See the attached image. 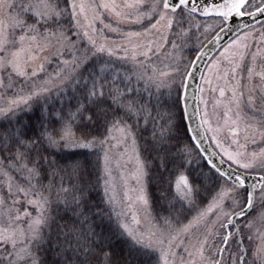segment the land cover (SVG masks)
Segmentation results:
<instances>
[{
  "label": "snow or ice",
  "instance_id": "snow-or-ice-1",
  "mask_svg": "<svg viewBox=\"0 0 264 264\" xmlns=\"http://www.w3.org/2000/svg\"><path fill=\"white\" fill-rule=\"evenodd\" d=\"M246 16L210 56L201 37L219 47ZM260 16L264 0H0V264H264ZM205 57L235 149L199 132L206 111L185 124Z\"/></svg>",
  "mask_w": 264,
  "mask_h": 264
},
{
  "label": "rangeland",
  "instance_id": "rangeland-1",
  "mask_svg": "<svg viewBox=\"0 0 264 264\" xmlns=\"http://www.w3.org/2000/svg\"><path fill=\"white\" fill-rule=\"evenodd\" d=\"M121 2H123V0H121ZM256 2L259 3L260 0H256ZM256 27L259 28L260 24L256 25ZM241 35H243V33ZM210 38H211V35H209L208 39H204L203 37H201V40H202L203 44H205L206 41H208ZM250 43H251V41H250ZM223 50H224V48H222L220 50V52H222ZM220 52L215 57H218ZM204 74L206 76L209 75L207 67H206V70H205ZM217 83H218V81L216 80L215 76L212 77V84L211 85H206V84H203V82H201V86L200 87H204L206 90H205V92L200 93L199 97L203 96L204 100L207 101L206 108H205V104L200 102L201 115L204 116L205 111L207 112L206 119L208 121V124H205L204 128L207 129L209 126H211L212 128L219 127L221 129V131L218 132L217 135H218L219 139L221 140V143H223L226 147L230 146L232 149H235L236 145L231 144V140H232L231 133H230V131L228 130V128L224 124V120H225V117H224V111H225L224 102L227 101V99H228V97H230L231 93L230 92H226V96L224 98H221L219 96V91L218 90H216V91L210 90L212 88H216ZM219 83H222V81H220ZM218 100L222 101V103L217 104ZM233 118H235V117H233ZM241 128H243V124H241ZM206 133H207V136L209 137L213 147L215 148V150L217 152H219V149L216 147V142L212 139L213 132L212 131H207ZM236 138L241 141V144H244V133H243V131H241L240 134ZM261 146L262 145L259 143V139H258L257 144H252L249 141L247 143V150L249 152H251L252 150H257L258 151ZM253 174H259V173H253ZM29 211H31V209H29ZM258 214H259V209L256 210L254 215L258 216ZM261 226H262L261 222L259 220H257L256 227L259 228ZM246 243H247V240H246ZM255 243L258 244L259 241H255ZM257 264H259V261H257Z\"/></svg>",
  "mask_w": 264,
  "mask_h": 264
},
{
  "label": "water",
  "instance_id": "water-1",
  "mask_svg": "<svg viewBox=\"0 0 264 264\" xmlns=\"http://www.w3.org/2000/svg\"><path fill=\"white\" fill-rule=\"evenodd\" d=\"M259 19L264 21V16H260ZM241 23H253V21H252V18L247 17V16L244 18L236 17L234 19V22L231 24V29H232L231 32L227 34H223V33L221 34L222 38H221L219 47H217L215 43H209V41L205 44L207 45L206 50L208 51V54L214 57L221 48H223L227 43H229V41L234 39L236 33H240V34L243 33V31L239 28V25ZM208 63L209 61L206 57L202 58L201 62L197 65L199 71H197L195 78L189 81L190 87L188 89V97H189L188 98V111H189V114L192 116V118L191 119L186 118V122H187V125L191 129H197L199 126L200 119H201L200 110L197 111V107L199 106V99H197V97H199V92H197L196 90L201 85L200 72L204 73ZM204 131H205L204 127L199 128V132H204ZM190 134L192 135L193 133L190 132ZM201 147H203L204 149H207V153H205V155L215 151L212 145L210 144L206 134L201 138ZM225 168H227V165H225Z\"/></svg>",
  "mask_w": 264,
  "mask_h": 264
},
{
  "label": "trees",
  "instance_id": "trees-1",
  "mask_svg": "<svg viewBox=\"0 0 264 264\" xmlns=\"http://www.w3.org/2000/svg\"><path fill=\"white\" fill-rule=\"evenodd\" d=\"M185 124L187 125L186 119H185ZM182 135H184V140H183V143L179 145L180 148H183L184 144L189 143L188 138L191 136L189 132H187L186 134H182ZM192 166L195 167V163H193ZM61 223H63V222L61 221ZM114 251L121 253V254H126L127 249H126V246L124 245L123 241H121V240L114 241ZM42 257L46 260H51L52 259L51 251H49L47 253H42Z\"/></svg>",
  "mask_w": 264,
  "mask_h": 264
}]
</instances>
